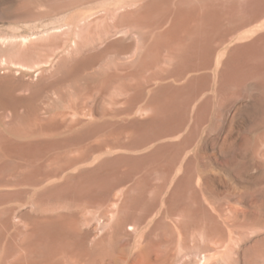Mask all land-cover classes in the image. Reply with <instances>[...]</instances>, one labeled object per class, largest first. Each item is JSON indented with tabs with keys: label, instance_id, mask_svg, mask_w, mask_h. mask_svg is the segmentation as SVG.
Returning a JSON list of instances; mask_svg holds the SVG:
<instances>
[{
	"label": "rangeland",
	"instance_id": "obj_1",
	"mask_svg": "<svg viewBox=\"0 0 264 264\" xmlns=\"http://www.w3.org/2000/svg\"><path fill=\"white\" fill-rule=\"evenodd\" d=\"M0 264H264V0H0Z\"/></svg>",
	"mask_w": 264,
	"mask_h": 264
}]
</instances>
